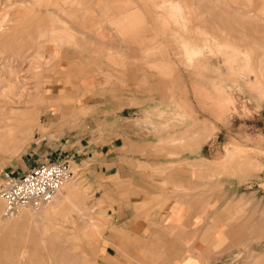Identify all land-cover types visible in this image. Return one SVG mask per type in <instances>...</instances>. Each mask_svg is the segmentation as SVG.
I'll use <instances>...</instances> for the list:
<instances>
[{"label":"rangeland","instance_id":"rangeland-1","mask_svg":"<svg viewBox=\"0 0 264 264\" xmlns=\"http://www.w3.org/2000/svg\"><path fill=\"white\" fill-rule=\"evenodd\" d=\"M5 129L0 180L46 135L113 133L148 194L217 212L224 264H264V0H0ZM70 160L62 187L80 179ZM77 187V203L7 218L48 210L22 225L18 264L89 261L108 216Z\"/></svg>","mask_w":264,"mask_h":264},{"label":"crops","instance_id":"crops-1","mask_svg":"<svg viewBox=\"0 0 264 264\" xmlns=\"http://www.w3.org/2000/svg\"><path fill=\"white\" fill-rule=\"evenodd\" d=\"M80 82L83 84L80 90H87L91 78L83 77ZM89 135L74 140H71L73 135L65 140L63 136L46 135L34 144L29 154H24L25 163L12 168L14 175H19L41 161L62 156L78 160V184L61 187L55 194L53 206L77 203V186H83L88 188L86 195L93 196L91 203L101 204L95 207L94 213L105 210L108 222L99 233L86 264H224L223 258L229 255L220 254L227 249L226 241L231 233L218 226L212 234V220L217 218V212L206 207L201 210L195 200L180 204L171 200L161 202L158 192L148 194L140 169V177H135L137 169L132 155L125 152L120 136L109 132ZM116 186L126 190L121 194ZM1 207L0 199V264H18L22 225L28 226L29 232L36 230L43 224L48 210L40 214L24 212L19 221H8L1 216ZM80 218H88V215L81 214Z\"/></svg>","mask_w":264,"mask_h":264},{"label":"built area","instance_id":"built-area-1","mask_svg":"<svg viewBox=\"0 0 264 264\" xmlns=\"http://www.w3.org/2000/svg\"><path fill=\"white\" fill-rule=\"evenodd\" d=\"M70 156L41 161L19 175L4 169L0 180L1 216L10 218L20 208L36 209L50 202L56 192L72 178Z\"/></svg>","mask_w":264,"mask_h":264},{"label":"bare ground","instance_id":"bare-ground-1","mask_svg":"<svg viewBox=\"0 0 264 264\" xmlns=\"http://www.w3.org/2000/svg\"><path fill=\"white\" fill-rule=\"evenodd\" d=\"M25 116H27V114H25L24 115V117ZM13 121H15V120H13ZM15 140V136L11 133V131L10 130H8V129H5V130H0V144L1 143H5V144H7V142H9V141H14ZM61 190V189H60ZM59 196H60V194H59ZM54 199L56 200V196L54 195L53 196V198H52V202L54 201Z\"/></svg>","mask_w":264,"mask_h":264}]
</instances>
